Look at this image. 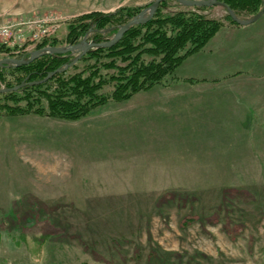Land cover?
<instances>
[{"label": "rangeland", "instance_id": "374dc122", "mask_svg": "<svg viewBox=\"0 0 264 264\" xmlns=\"http://www.w3.org/2000/svg\"><path fill=\"white\" fill-rule=\"evenodd\" d=\"M152 1L0 0V27L10 25L0 43L16 46V55L42 38L64 46L77 15ZM222 7L195 10L223 25L176 66V81L251 69L246 40L264 51V11L231 35L226 30L238 26ZM188 8L168 0L162 12ZM215 48L224 56L205 55ZM158 88L76 120L0 116V264H264V119L237 118L215 138L179 127L164 138L174 123L157 119L147 134L145 120L122 122L130 105ZM260 94L237 90L240 101Z\"/></svg>", "mask_w": 264, "mask_h": 264}, {"label": "trees", "instance_id": "16d2710c", "mask_svg": "<svg viewBox=\"0 0 264 264\" xmlns=\"http://www.w3.org/2000/svg\"><path fill=\"white\" fill-rule=\"evenodd\" d=\"M167 1L159 2L146 22L129 26L113 45L88 49L62 71L53 72L69 63L76 53H44L25 64L0 65V88L18 85L16 89L0 91V116L76 120L107 102L125 101L138 91L176 81L173 76L176 66L201 49L223 23L195 11L207 6H188L164 13ZM217 1L230 8L236 18L240 13L249 14L242 20L251 18L264 3V0ZM140 10L121 7L112 13H81L67 22L64 42L73 44L83 36L90 42L106 41ZM223 18L235 26L244 25L231 19L227 12ZM57 44V39L42 38L34 47ZM15 50L16 46L0 43V52L9 57L26 58L29 54L19 51L16 55ZM79 64L80 69L75 70ZM48 72L53 73L43 79Z\"/></svg>", "mask_w": 264, "mask_h": 264}, {"label": "crops", "instance_id": "0c3cea01", "mask_svg": "<svg viewBox=\"0 0 264 264\" xmlns=\"http://www.w3.org/2000/svg\"><path fill=\"white\" fill-rule=\"evenodd\" d=\"M252 24L253 22L238 26L237 28H230L226 31H229L231 35H235V33H241L243 30L246 32ZM246 42L250 50L246 49L247 57L245 64H250L249 67L251 69L223 72L222 68H217L211 72L214 73L212 76L198 78L202 81H176L174 84L172 83L168 86L154 85L147 90L138 91L149 93L155 86L159 87L157 90L151 92L150 97L138 99L135 104L130 105V109L122 113V117L125 119L122 122H131L132 120L129 121L127 120L128 118L145 120L143 126L140 128L142 131H145L144 133H150L151 130L156 132V128L152 127L149 120L157 119V121L163 122L162 124H175L168 126L169 129L163 126L166 129V131H163L164 138L166 136L171 137V133L177 127L197 132L204 138V136H220L221 128L222 130L224 129L222 124H233L232 126H234L235 122H240L237 118H240L242 123H246L250 118H254V122H258L261 118L264 119V94L259 95L260 98L262 97L260 100H253L251 98L253 96H250L245 101H240L237 98V90L244 89L253 92H261L263 90L264 93L263 48L256 49L255 44H252L253 47H251L248 40ZM215 49L206 52L205 55H209L207 57L212 58L213 55L220 52V48ZM222 52H220V56ZM227 57H230L229 64L234 63L231 60L235 58L234 54H230ZM252 65L255 67H252ZM256 67L258 68V72L254 73V70H257ZM178 76L191 78L192 80L196 79L194 76H185L183 74ZM144 129H148L149 131ZM77 161L81 162V160Z\"/></svg>", "mask_w": 264, "mask_h": 264}, {"label": "water", "instance_id": "95a60500", "mask_svg": "<svg viewBox=\"0 0 264 264\" xmlns=\"http://www.w3.org/2000/svg\"><path fill=\"white\" fill-rule=\"evenodd\" d=\"M163 0H153L148 6L145 8L141 9L136 15L132 16L130 19H128L124 24L120 25L116 32L113 34L111 38H109L106 41L102 42H90L85 39V37H81L77 42L73 44H65L64 46H43L37 49H33L32 51L29 52L28 56L26 58H13V57H2L0 58V65L4 64H10V65H20V64H25L32 59L36 58L37 56L48 53V54H58V53H65V52H70V53H76L75 56L71 59L69 63L64 64L61 68L55 69L53 72H59L71 65L73 62H75L78 57L87 51L90 48L94 47H108L113 45L123 34V32L132 24H140L146 22L154 13L157 5L159 2ZM175 2H178L181 5H186V6H211V5H220L225 7V10L227 14L233 19L235 22L239 24H248L253 22L257 17H259L262 12L264 11V3L261 6L260 10L251 18L246 19V20H240L236 18V16L233 14L232 10L228 7H226L224 4L220 3L217 0H173ZM53 72H48L46 76L43 78H47L50 76ZM22 84V83H21ZM19 84V85H21ZM18 87L14 86L12 88L8 89H3L0 88V91H5V90H12L16 89Z\"/></svg>", "mask_w": 264, "mask_h": 264}, {"label": "built area", "instance_id": "2783aa9c", "mask_svg": "<svg viewBox=\"0 0 264 264\" xmlns=\"http://www.w3.org/2000/svg\"><path fill=\"white\" fill-rule=\"evenodd\" d=\"M10 25H6L3 27H0V36L3 37V35L9 36V31H10ZM2 43L6 44V41L3 40Z\"/></svg>", "mask_w": 264, "mask_h": 264}]
</instances>
